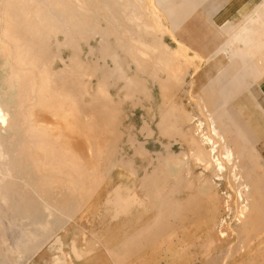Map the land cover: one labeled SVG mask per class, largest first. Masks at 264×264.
<instances>
[{"label":"rangeland","instance_id":"374dc122","mask_svg":"<svg viewBox=\"0 0 264 264\" xmlns=\"http://www.w3.org/2000/svg\"><path fill=\"white\" fill-rule=\"evenodd\" d=\"M136 2L0 0V106L9 118L0 123V264H41L40 251L55 240L40 237L45 221L57 235L77 225L103 235L112 225V242L99 239L95 248L105 259L155 213L138 204L108 220L107 199L114 192L141 199L153 176L162 183L154 194L164 200H151L158 209L172 213L181 200L176 224L188 252L160 244L176 229L166 221L144 233L124 264L142 253L154 264H264V166L243 145L242 119L219 101L238 82L224 76L212 88L219 75L204 76L203 58L180 45L174 54L152 46L155 29L138 27L127 12ZM136 144L143 153L133 157ZM64 165L76 171L71 184L57 172ZM68 196L90 202L89 216L78 220L87 209L64 204ZM32 234L47 241L40 251Z\"/></svg>","mask_w":264,"mask_h":264},{"label":"crops","instance_id":"0c3cea01","mask_svg":"<svg viewBox=\"0 0 264 264\" xmlns=\"http://www.w3.org/2000/svg\"><path fill=\"white\" fill-rule=\"evenodd\" d=\"M136 1V8L127 12L138 27L155 29L148 33L155 37L149 41L152 46L160 44L174 54L180 45L186 56H200L204 76H223L217 86L223 78L232 82L234 78L229 77H235L238 83L219 101L242 119L243 145L264 166V0ZM228 87L226 83L224 90Z\"/></svg>","mask_w":264,"mask_h":264},{"label":"bare ground","instance_id":"6f19581e","mask_svg":"<svg viewBox=\"0 0 264 264\" xmlns=\"http://www.w3.org/2000/svg\"><path fill=\"white\" fill-rule=\"evenodd\" d=\"M174 4V3H173ZM172 5V4H171ZM174 10V9H173ZM174 14V13H173ZM180 18V17H179ZM178 21V20H177ZM129 54V53H128ZM145 54V53H144ZM147 57V56H146ZM131 59V58H130ZM148 60V59H147ZM171 62V61H169ZM145 64V63H144ZM169 64V63H168ZM175 66V65H174ZM178 66V65H176ZM181 66V65H180ZM142 68H144L143 66H141ZM176 68H179L180 67H176ZM130 69V68H129ZM177 70V69H176ZM144 71V70H143ZM175 71V70H174ZM183 72V71H182ZM157 73V72H156ZM171 73H174L173 71ZM167 74V73H166ZM175 74V73H174ZM135 75V74H134ZM219 75V78L217 77L215 81H211L209 78V83H210V87L214 88L216 87V84H218L219 80L221 79V77H223L222 75L218 74ZM131 76V75H130ZM179 77V76H177ZM176 78V76H175ZM174 78V79H175ZM173 79V81H174ZM91 81V80H90ZM138 81V80H137ZM97 82V81H96ZM145 82V81H144ZM134 83V82H133ZM168 83V82H167ZM135 84V83H134ZM141 84V83H139ZM140 86V85H139ZM135 87V86H134ZM142 87V86H141ZM213 90V89H212ZM100 92V91H99ZM88 105V104H87ZM99 105V104H98ZM95 107V106H94ZM205 107V106H204ZM113 108V107H112ZM161 109V108H160ZM168 111V110H167ZM161 112V111H160ZM165 113V112H164ZM169 113V111H168ZM168 115V114H167ZM9 118H8V114L6 112H4L3 108L0 106V123L6 127L7 125V122H8ZM158 129V127H157ZM1 131V130H0ZM163 131V130H162ZM165 131V130H164ZM215 131V130H214ZM213 131V132H214ZM163 134V133H161ZM216 134V132H215ZM164 135V134H163ZM170 136V135H169ZM215 136V135H214ZM217 136V134H216ZM133 147V145L131 146ZM141 144H136V147L134 148V152H133V157L137 156V155H141V153H143L142 151V148H141ZM203 154V153H202ZM229 154V153H228ZM200 157V156H199ZM226 158L228 159V163L230 164L231 163V158H229V156L227 155ZM159 160V159H158ZM161 161V160H160ZM199 161V160H198ZM166 163V162H165ZM124 164V163H123ZM122 166L125 167L127 164H124ZM207 165V164H206ZM121 166V170L124 169L122 168ZM126 168V167H125ZM43 169V168H42ZM127 169V168H126ZM211 170V169H210ZM70 171V172H69ZM57 172L62 174L63 176H65L68 181L67 183L71 184L74 182L75 180V170L74 169H68L66 170L65 168V165L62 167V168H59L57 169ZM113 182V180H112ZM177 184V183H176ZM175 184V185H176ZM204 184V183H203ZM111 185V184H110ZM157 185H162L161 183V180L159 177L157 176H153L151 177V179L149 180H146V182H143V192H142V198L144 199H140V196L137 195V193L135 192H132L130 193L131 195L129 197H126V198H121L119 197V195L115 194L114 193H111L110 194V197L109 199H106L104 200V202L106 201V206H104L105 208H103L104 213L108 212V215H107V219L110 220V219H114L118 214H122V213H126V215H129V213L127 214V211H129V209H131L132 206H135L136 207L138 206V204L142 205H150L152 207V211L154 209V216L152 217L151 221H148L149 223H144L143 225L137 227V229L127 238H125L123 241H121L119 243V245L115 248H113L110 252L107 251L106 253V258L104 259V256L101 254V253H97L95 252V248L98 247V244H99V239H102V240H105L106 243L105 244H109L110 242H112L111 240V236H114L115 233L114 231H109V228H115L113 227L112 225L109 226L107 232H105L103 235L101 233H94L93 231H89V229H85L83 231L82 227L80 226V228L77 226L75 227H71V229H69L67 232L63 231V235H57L55 233H57V231L53 232L54 230L51 228L50 226V222L47 223V221H45L46 223H41L40 225V230L41 231H44L42 234H40V237L42 235L45 234V236L47 237L46 240H48L49 238L51 237H55V240L52 242V246L47 250V247L46 249L43 251V249L41 250L39 245H41L42 247L46 244L45 241L42 242V239H40V237H37L38 233H36L37 235L35 234H32V235H28V238L29 240L31 239L30 241V246L33 248L35 247L34 249L32 250H36V251H40V252H43L44 255L42 258V262L41 264H60L61 262H64L66 264H118V262H120V264H124V261L126 262H129V259L133 256V245H137V246H141L142 244H144L143 242L145 241L144 239V233L146 235L149 236V234H153L156 230V228L163 226L165 224V222L167 221H171L172 224L174 225L173 228L175 227V232H172L171 235L168 237V238H165L160 244H163V243H166V241H168V244L170 246V251L173 250L174 253H178V251L180 250L183 251V252H188L187 248H188V245L186 243V239H185V235H182L183 234V230L181 228V224L178 222L176 224V221L178 219V215L181 213V207H182V204H181V200H173L174 201V204L176 206L175 209H173L172 213L169 212V210H160L158 209V206L156 204L155 201H151V200H164V199H161L160 197H157L155 196L154 194V190L156 188ZM158 187V186H157ZM177 188V187H175ZM191 188V187H190ZM99 189V188H98ZM113 189V187H112ZM130 189V188H129ZM89 190V189H88ZM87 190V191H88ZM205 191V190H204ZM111 192V191H110ZM127 193V192H126ZM97 195V194H96ZM79 196V195H78ZM100 196V195H99ZM69 196L67 198H65V200L63 201L64 204L65 203H73L74 205H76L77 207L80 205V204H83L85 209H87V213H82L81 217L78 219V220H82L83 217L85 216H89L87 214H89V209H90V206L91 204H89L90 202H87V200H79V203H75L74 201L73 202H70V199ZM84 199V198H83ZM90 200V199H89ZM130 200H134V201H130ZM141 200H149V201H141ZM86 202V203H85ZM99 202V201H98ZM165 202V201H164ZM96 203V202H95ZM146 203V204H145ZM241 203V202H240ZM19 207L22 208V211L23 213H25V215L28 213L27 212V209H26V205L24 202H18L17 203ZM99 204V203H98ZM105 204V203H104ZM202 204H204L202 202ZM103 205V203H102ZM163 205V204H162ZM99 206V205H98ZM240 206V205H239ZM156 207V208H155ZM95 208H97L95 206ZM93 208V209H95ZM140 208V207H139ZM147 208V206L145 207ZM164 208V207H163ZM241 208V207H240ZM26 209V210H25ZM177 209V210H176ZM239 209V208H238ZM243 209V208H242ZM259 209H262L261 207ZM31 210V209H30ZM96 210V209H95ZM98 210V209H97ZM93 211V210H92ZM135 211H136V208H135ZM141 211V210H140ZM145 211V210H144ZM147 211V210H146ZM246 211V210H245ZM137 212V211H136ZM259 212V211H258ZM94 212H92L90 215H92ZM142 213V212H141ZM146 213V212H145ZM238 213V212H237ZM261 213V212H260ZM50 214V213H49ZM98 214V213H97ZM138 214V213H137ZM51 215V214H50ZM106 216V214H104ZM131 215V214H130ZM129 215V216H130ZM135 215V214H134ZM253 215V214H252ZM262 215V214H261ZM27 216V215H26ZM32 216V215H30ZM95 216V215H94ZM104 216V217H105ZM137 216V215H135ZM25 217V216H24ZM37 217V216H36ZM64 217H67L69 218V216H64ZM75 217V216H74ZM74 217H72L71 219L73 221H77L79 222L77 219H73ZM103 217V218H104ZM261 218V216H259ZM26 218V217H25ZM33 218V217H32ZM90 218H93V217H90ZM252 218V216H251ZM254 218V217H253ZM35 219V218H34ZM106 219V218H104ZM117 219V218H116ZM149 219V220H150ZM183 219V218H182ZM259 219V218H257ZM49 220V219H48ZM256 220V219H255ZM59 221H61L59 219ZM252 221V220H251ZM257 221V220H256ZM74 222V223H75ZM103 222V221H102ZM101 222V223H102ZM109 222V221H108ZM175 222V223H173ZM136 223V222H135ZM214 223V222H213ZM76 224V223H75ZM254 224V223H253ZM259 224V223H258ZM38 225V224H37ZM52 225V224H51ZM137 225V224H136ZM167 225V224H166ZM35 227V225H33ZM256 226V225H255ZM254 226V228H255ZM263 226V225H262ZM32 227V226H31ZM59 227V226H58ZM165 227V226H164ZM264 227V226H263ZM37 228V226H36ZM229 228V227H228ZM162 229V228H161ZM164 229V228H163ZM184 229V228H183ZM65 230V229H64ZM158 230V229H157ZM259 231V230H258ZM33 232V230H32ZM36 232V231H35ZM30 233V232H29ZM159 233V232H158ZM164 233V232H163ZM110 235V237H109ZM162 235V234H161ZM27 237V236H26ZM27 238V240H28ZM52 238V239H53ZM124 238V237H123ZM142 239L140 241V239ZM109 239V241H107ZM138 241H135L137 240ZM219 240V239H218ZM208 241V240H207ZM45 242V243H44ZM206 246H213L212 243H209V242H205ZM39 249H38V247ZM106 245V246H107ZM218 247V246H217ZM155 248L157 249L158 247L155 246ZM210 249V248H208ZM212 250H213V247H212ZM216 250V248L214 249ZM254 251V249H253ZM263 251V250H262ZM40 255V254H39ZM116 256V261L114 262L111 258L108 259V256ZM191 256V255H188L187 258ZM102 258V259H99ZM211 257V256H210ZM40 258V257H39ZM38 258V259H39ZM178 258V256H177ZM180 258V257H179ZM191 258V257H190ZM189 258V259H190ZM213 258V257H212ZM139 259L141 261V263H144V264H154V262L156 261L155 257L153 254L151 255H146V254H141L140 257H138V259L135 260L136 264L139 263ZM192 259V258H191ZM211 260V258H209ZM215 259V258H214ZM41 260V259H40ZM132 260V259H131ZM191 261V260H190ZM39 262V261H38ZM37 262V263H38ZM35 263V264H37ZM130 263V262H129ZM210 264V261L208 262L207 261V264ZM217 263V261H216ZM215 263V264H216ZM39 264V263H38Z\"/></svg>","mask_w":264,"mask_h":264}]
</instances>
